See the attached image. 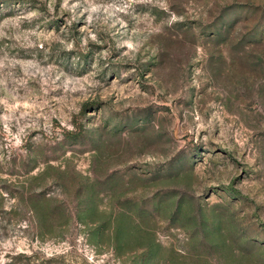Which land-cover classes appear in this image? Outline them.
I'll return each mask as SVG.
<instances>
[{"label":"rangeland","instance_id":"rangeland-1","mask_svg":"<svg viewBox=\"0 0 264 264\" xmlns=\"http://www.w3.org/2000/svg\"><path fill=\"white\" fill-rule=\"evenodd\" d=\"M0 264H264V0H0Z\"/></svg>","mask_w":264,"mask_h":264},{"label":"trees","instance_id":"trees-1","mask_svg":"<svg viewBox=\"0 0 264 264\" xmlns=\"http://www.w3.org/2000/svg\"><path fill=\"white\" fill-rule=\"evenodd\" d=\"M42 199H43L44 201H47V200H48L45 196H44ZM94 230L97 231V230H99V229H98V228H94L93 231H94Z\"/></svg>","mask_w":264,"mask_h":264}]
</instances>
